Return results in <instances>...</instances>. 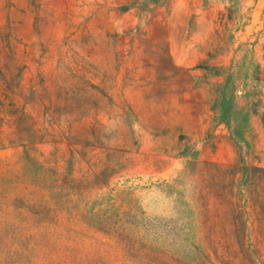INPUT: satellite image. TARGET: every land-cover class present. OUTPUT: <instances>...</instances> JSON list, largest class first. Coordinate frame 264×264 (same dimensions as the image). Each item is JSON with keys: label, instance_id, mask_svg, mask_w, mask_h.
<instances>
[{"label": "rangeland", "instance_id": "1", "mask_svg": "<svg viewBox=\"0 0 264 264\" xmlns=\"http://www.w3.org/2000/svg\"><path fill=\"white\" fill-rule=\"evenodd\" d=\"M0 264H264V0H0Z\"/></svg>", "mask_w": 264, "mask_h": 264}]
</instances>
